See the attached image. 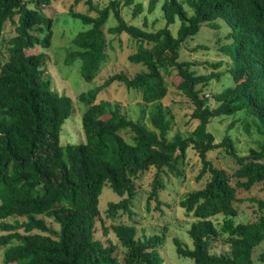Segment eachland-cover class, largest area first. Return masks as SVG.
Wrapping results in <instances>:
<instances>
[{"label":"trees","instance_id":"16d2710c","mask_svg":"<svg viewBox=\"0 0 264 264\" xmlns=\"http://www.w3.org/2000/svg\"><path fill=\"white\" fill-rule=\"evenodd\" d=\"M95 1L74 0L70 7V15L90 29L73 40L76 49L66 64L80 61L82 77L93 82L108 58L105 26L114 17L117 24L108 33L130 37L137 50L128 61L143 69L133 78L114 74L102 86L81 94L86 106L84 141L62 146L61 133L73 113V101L52 89L44 73L46 56L25 53L34 45L51 46L53 20L46 13L51 0H0V225L9 231L0 240L3 264H164L160 248L167 227L162 234L138 238L134 225L115 222L136 216L132 209L139 189L136 180L151 169L156 173L147 208L155 201V209L161 210L162 174L181 175L180 165L190 150L202 164L198 181L208 180L179 203L193 221L188 229L192 245L175 239L177 254L192 264H257L255 251L264 243V199H253L260 210L256 221L236 219L239 192L257 185L264 188V144L260 151L251 149L241 156L228 134L216 143L209 125L217 118L244 114L264 137V0H149L148 12L160 7L165 21L155 32L147 23L138 27L125 20L124 11L132 5L134 18L144 12L140 0H113L102 9L94 6ZM82 2L97 15L75 12L74 6ZM217 20L231 30L226 38L234 44L229 72L235 85L213 94L217 104L213 108L205 89L221 72L198 76L194 63L180 60V50L203 25L220 30ZM177 21L180 26L174 34L170 28ZM9 22L15 23L16 33L5 41ZM222 48L226 53L225 44ZM113 83L141 92L142 118L130 119L119 106L97 102L100 92ZM170 84L194 107L191 117L197 125L187 136L172 135L174 116L161 103ZM245 125L250 132V124ZM217 149L235 160L238 169L232 176L208 160V153ZM104 189L121 198L108 205L109 218L116 220L109 228L101 218ZM220 217L223 220L216 222ZM98 222L104 236L112 231L118 244L98 239ZM216 243L229 250L213 252ZM257 259L264 263V252Z\"/></svg>","mask_w":264,"mask_h":264},{"label":"rangeland","instance_id":"374dc122","mask_svg":"<svg viewBox=\"0 0 264 264\" xmlns=\"http://www.w3.org/2000/svg\"><path fill=\"white\" fill-rule=\"evenodd\" d=\"M113 0H96L94 6L102 9ZM148 1L140 0L144 12L137 18L133 17L134 5L124 11L125 20L138 27H143L147 23L149 31H158L165 26L162 11L160 7L154 13L148 12ZM74 0H51V6L46 11L48 17L53 20L52 40L49 48L34 45L27 50L26 54H44L46 63L44 73L46 79L50 80L52 89L61 94L70 97L73 101V113L66 121L61 133V145L67 144L79 145L84 141L82 115L86 110V106L80 101V95L88 93L96 87L102 86L105 81L112 75L124 73L130 78H133L143 68L133 65L128 61V56L137 50V45L131 41L127 34L115 36L108 33V29L116 25L114 17H110L108 24L105 26V37L107 41V60L101 67L100 73L93 82H87L81 75V62H75L73 65H67L65 60L68 54L75 50L73 40L81 32L90 29V26L85 25L81 20L70 15V7ZM75 12L89 13L96 16L97 12L92 11L85 2L74 6ZM45 13V15H46ZM19 16H16L18 21ZM16 22V21H15ZM220 25V30H215L209 27L208 24L202 26L199 34L188 40L180 50V60L194 63L192 70L198 76H207L221 72V77H215L210 81L209 86L205 89V95L209 97L211 107H216L217 104L213 99V94L224 91L227 88L234 87V80L229 72L234 64V44L232 39H227V34L231 32L229 26L222 20H217ZM180 22L172 26L170 29L174 34L177 33ZM15 23L9 22L4 29L6 40L15 35ZM44 37V35H43ZM4 41V36H3ZM3 44V43H2ZM226 45V53L223 51V45ZM207 46L208 48H206ZM205 47V48H204ZM198 50V51H196ZM2 59V58H1ZM222 62V65L217 68L215 64ZM170 81V78L167 80ZM169 94L161 101L165 108L171 111L174 116V125L172 135L181 133L187 136L191 133L197 122L192 119L193 105L190 101L181 94L174 86L170 84ZM108 101L114 106H119L121 112L133 120L142 118L143 101L140 91H128L123 85L113 83L105 87L99 94L97 102ZM235 123V126L228 132V127ZM246 123L250 124V132L246 131ZM148 126L150 124L148 123ZM209 130L215 137L216 143L222 142L228 134L234 142L236 151L241 156H246L251 149L260 151L264 144V137L261 136L250 119L249 116L238 114L235 117L217 118L209 125ZM126 139L129 138L128 133H124ZM208 160L212 164L222 170L227 171L231 176L236 172L238 166L235 160L224 150L217 149L208 153ZM181 175L167 171L162 174L165 188L161 192L160 200L163 202L159 207L161 210L155 209L157 203L152 201L151 209L147 208V199L151 190V184L155 178V169L141 175L137 180L138 186L137 196L133 201L132 209L136 216L129 219L128 216L120 220H112L109 218L107 209L110 202H119V198L109 189H104L101 196V212L104 225L109 228L114 221L118 224L120 221L124 224L134 225L138 231V238L151 237L156 234H162L167 227L166 241L160 248V253L164 258V264H192L191 260L180 257L176 252L174 240L178 239L187 246L192 243L189 240L188 229L193 221L188 217L185 211L180 207L179 203L182 198L189 192L196 189H201L206 184L208 177L198 181L202 164L199 156L192 150L188 152L187 160L184 165H180ZM234 179L232 183H234ZM238 211L239 215L236 219L238 223H247L256 221L259 217L260 210L257 203L253 199H264L263 185H257L250 191L241 190L238 194ZM49 226L53 228L51 219H46ZM223 220L220 217L216 222ZM12 223V221H10ZM9 231L3 229L0 225V240L7 235ZM97 237L103 242L108 239L117 243L115 235L112 231L108 236H104L101 222H98ZM119 253L122 256L123 249L119 245ZM229 248L223 244L216 243L213 246V252L219 254L228 251ZM264 252V243L255 251V259L257 264H264L258 261L257 257ZM4 249H0V264H3L2 257Z\"/></svg>","mask_w":264,"mask_h":264}]
</instances>
